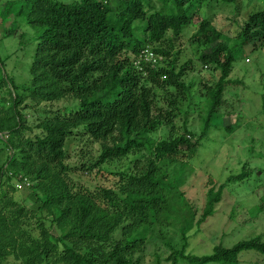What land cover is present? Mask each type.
<instances>
[{
  "label": "trees",
  "instance_id": "trees-1",
  "mask_svg": "<svg viewBox=\"0 0 264 264\" xmlns=\"http://www.w3.org/2000/svg\"><path fill=\"white\" fill-rule=\"evenodd\" d=\"M30 1L29 19L43 29L31 87L26 96L14 94L7 107H0V139L10 150L0 168V264H240L244 251L264 256L262 235L230 248L217 245L203 256L188 252L190 233L195 227L200 232L214 215L228 183L250 176L246 166L218 190H209L198 216L178 190L183 179L176 177V163L162 171L151 163L153 169L141 177L104 167L144 151L159 161L175 156L192 160L212 129L234 131L239 123L223 127L225 120H215L228 104L227 87L243 83L230 80L233 63L246 46L264 44V9L253 12L231 39L211 20L191 14L194 0H156L158 7L152 0ZM217 1L229 5L238 0ZM190 25L197 27L191 40L208 49L199 63L219 74L214 87H208V113L194 141L193 127H187L194 84L183 81L187 65H178L175 51ZM160 96L170 108L154 114ZM63 98L76 104L47 111L52 115L42 120L40 114L37 132L30 136L25 110ZM29 100L34 103L28 105ZM183 113L186 135L152 138ZM79 133L101 142L102 149L92 162L67 164L66 142ZM169 166L174 169L170 181ZM77 170L92 172L97 181L104 175L115 178L116 189L75 177ZM4 182L16 194L28 190L31 204L2 190ZM257 210L263 212L264 203ZM158 242L168 251L165 259L158 252L148 254Z\"/></svg>",
  "mask_w": 264,
  "mask_h": 264
},
{
  "label": "rangeland",
  "instance_id": "rangeland-1",
  "mask_svg": "<svg viewBox=\"0 0 264 264\" xmlns=\"http://www.w3.org/2000/svg\"><path fill=\"white\" fill-rule=\"evenodd\" d=\"M58 1L70 3L73 0ZM152 1L156 3V0ZM194 2L196 3L191 14L211 20L218 30L231 39L238 37L243 23L253 12L264 9V0H238L229 5H222L217 0H194ZM30 6V0H0V107H7L13 100L14 94L21 98L26 96V89L31 87V74L43 29L30 21L27 12ZM155 6L158 7L159 4L156 3ZM196 30L197 27L190 25L175 43V51H179L178 65L180 67L184 63L187 65L186 77L183 81L194 84L192 94L194 91L195 104L187 123L188 128L193 127L195 133L193 141L200 135L203 120L208 113L206 112L208 87L212 85L214 87L219 78L218 73L214 75L213 68L212 71L202 68L198 61L202 48L191 40ZM229 78L231 81L240 80L243 83H232L227 87L225 99L228 104L219 111L218 114L221 116L216 118L215 123L222 124V119L225 120L223 127L231 123H239L234 131L227 132L224 128L212 129L192 160L175 156L159 161L144 151L142 154L136 152L104 166L107 172L126 171L127 175L141 177L150 169L158 168L162 171L168 164L176 163V177L179 175V180L183 179L178 190L192 207V212L198 213L197 216L205 206L209 190L211 188L218 190L220 185L227 182L228 177L240 174L246 166L250 176L244 181L228 183L214 215L200 226V232H197L198 229L195 227L190 233L188 252L198 256L211 254L215 246L220 244L230 248L242 240L261 235L264 240V211L257 210V206L264 203V44L257 48H253L252 45L246 46L242 55L233 63ZM159 93L162 94L161 91ZM27 103L31 105L34 102L29 100ZM74 104L76 102L73 99L63 98L55 102L30 106L25 110L29 112L28 121L32 127L29 135L34 136L37 132L35 125L40 122L37 121L40 114L42 120L52 115L47 111H57ZM197 104L199 105L195 106ZM28 105L24 106L28 107ZM169 105L170 102L167 103L163 96H160L153 113H165L170 108ZM24 106L22 107L25 108ZM186 118L184 113L179 115L169 127L166 125L153 133L152 138L159 141L186 135L184 133ZM101 149V142H95L88 135L79 133L66 142V150L70 155L66 163L80 166L81 161L92 162ZM9 155L8 144L0 139V168L7 162ZM181 164H185L186 167L182 168ZM173 170L170 171L169 166V181ZM91 174L92 172L77 170L74 175L93 184L99 182L116 189L117 179L104 175L97 181ZM3 189L5 191L9 189L11 196L15 193L7 182H4ZM18 195L26 200L29 191L21 190L15 193V197ZM26 203L31 204V201L26 200ZM157 230H160V227ZM156 252L163 259L169 255L161 242H158V247L149 246L148 254L153 256ZM239 260L240 264H264V256L256 251L242 252Z\"/></svg>",
  "mask_w": 264,
  "mask_h": 264
},
{
  "label": "clouds",
  "instance_id": "clouds-1",
  "mask_svg": "<svg viewBox=\"0 0 264 264\" xmlns=\"http://www.w3.org/2000/svg\"><path fill=\"white\" fill-rule=\"evenodd\" d=\"M198 46H200V45H198ZM200 48H202L201 53L208 50L206 48V46H204V45L200 46ZM147 57H148L147 60L150 61L151 59H153V54H149ZM247 61H248V59H247Z\"/></svg>",
  "mask_w": 264,
  "mask_h": 264
},
{
  "label": "built area",
  "instance_id": "built-area-1",
  "mask_svg": "<svg viewBox=\"0 0 264 264\" xmlns=\"http://www.w3.org/2000/svg\"><path fill=\"white\" fill-rule=\"evenodd\" d=\"M19 187H20V188H21V187H24V184H20Z\"/></svg>",
  "mask_w": 264,
  "mask_h": 264
}]
</instances>
